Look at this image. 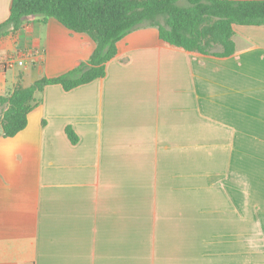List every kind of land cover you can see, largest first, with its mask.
Instances as JSON below:
<instances>
[{
    "label": "crops",
    "instance_id": "0c3cea01",
    "mask_svg": "<svg viewBox=\"0 0 264 264\" xmlns=\"http://www.w3.org/2000/svg\"><path fill=\"white\" fill-rule=\"evenodd\" d=\"M234 29L235 55L215 58L141 28L104 78L37 94L28 127L0 140V264H264V25ZM95 48L29 18L0 39V59L24 61L0 95Z\"/></svg>",
    "mask_w": 264,
    "mask_h": 264
},
{
    "label": "trees",
    "instance_id": "16d2710c",
    "mask_svg": "<svg viewBox=\"0 0 264 264\" xmlns=\"http://www.w3.org/2000/svg\"><path fill=\"white\" fill-rule=\"evenodd\" d=\"M29 18H54L72 32L87 34L96 48L88 61L64 75L0 95V140L28 127L36 96L46 87L59 85L69 92L104 78L107 64L118 55V43L138 29L154 27L162 42L189 53L234 56V27L263 26L264 0H12L10 16L0 24V39L18 32ZM66 132L78 142L71 127Z\"/></svg>",
    "mask_w": 264,
    "mask_h": 264
},
{
    "label": "built area",
    "instance_id": "2783aa9c",
    "mask_svg": "<svg viewBox=\"0 0 264 264\" xmlns=\"http://www.w3.org/2000/svg\"><path fill=\"white\" fill-rule=\"evenodd\" d=\"M24 65V61L23 60H19V59H8L4 62H0V72L2 71H7L8 69H12L16 66H20L22 67Z\"/></svg>",
    "mask_w": 264,
    "mask_h": 264
},
{
    "label": "rangeland",
    "instance_id": "374dc122",
    "mask_svg": "<svg viewBox=\"0 0 264 264\" xmlns=\"http://www.w3.org/2000/svg\"><path fill=\"white\" fill-rule=\"evenodd\" d=\"M8 59H12V58H7V59H5V60L0 59V62H4V61H6V60H8ZM19 67H20V66H16V67H14V68H12V69H8L7 71H2V72H0V73H6V72H8V73L10 74V73H12V72L17 71ZM3 110H4V109L0 106V132H2V128H1V118H2V115H3Z\"/></svg>",
    "mask_w": 264,
    "mask_h": 264
}]
</instances>
